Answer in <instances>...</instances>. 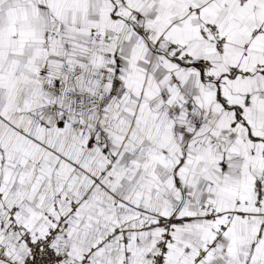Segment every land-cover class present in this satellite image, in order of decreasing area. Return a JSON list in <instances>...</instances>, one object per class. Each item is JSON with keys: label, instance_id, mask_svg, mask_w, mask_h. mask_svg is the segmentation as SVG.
Masks as SVG:
<instances>
[{"label": "snow or ice", "instance_id": "obj_1", "mask_svg": "<svg viewBox=\"0 0 264 264\" xmlns=\"http://www.w3.org/2000/svg\"><path fill=\"white\" fill-rule=\"evenodd\" d=\"M0 264H264V0H0Z\"/></svg>", "mask_w": 264, "mask_h": 264}]
</instances>
